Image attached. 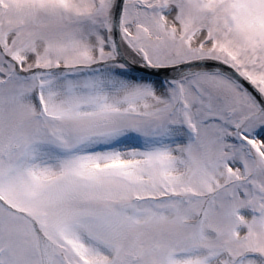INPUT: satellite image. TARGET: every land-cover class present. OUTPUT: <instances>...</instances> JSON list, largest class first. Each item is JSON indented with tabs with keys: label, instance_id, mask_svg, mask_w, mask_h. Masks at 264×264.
<instances>
[{
	"label": "snow or ice",
	"instance_id": "1",
	"mask_svg": "<svg viewBox=\"0 0 264 264\" xmlns=\"http://www.w3.org/2000/svg\"><path fill=\"white\" fill-rule=\"evenodd\" d=\"M0 264H264V0H0Z\"/></svg>",
	"mask_w": 264,
	"mask_h": 264
}]
</instances>
